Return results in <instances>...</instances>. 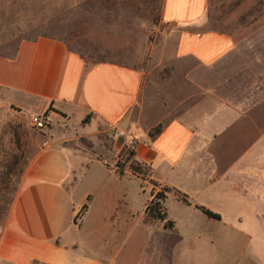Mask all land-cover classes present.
I'll return each instance as SVG.
<instances>
[{"label":"crops","instance_id":"crops-1","mask_svg":"<svg viewBox=\"0 0 264 264\" xmlns=\"http://www.w3.org/2000/svg\"><path fill=\"white\" fill-rule=\"evenodd\" d=\"M207 8L208 0H163L162 21L175 29V57L193 63L187 72L206 94L170 118L154 140L147 132L155 123L144 126L141 118V69L89 66L45 37L23 40L11 57H0V117L29 118L52 108L49 139L25 167L0 223V264H132L129 256L119 260L122 251L137 248L141 255L153 245L179 252V264H199L193 255L200 249L223 250L213 264H264V28L240 39L200 29ZM120 131L123 137L115 135ZM99 133L112 141L107 152L97 150ZM83 139L91 148L79 146ZM130 142L135 159L152 168L149 179L116 166ZM132 180L149 193L139 210ZM148 180L190 200L167 194L171 228L145 213L153 192ZM169 201L179 215L168 214ZM152 231L173 239L153 241Z\"/></svg>","mask_w":264,"mask_h":264},{"label":"rangeland","instance_id":"rangeland-1","mask_svg":"<svg viewBox=\"0 0 264 264\" xmlns=\"http://www.w3.org/2000/svg\"><path fill=\"white\" fill-rule=\"evenodd\" d=\"M162 3L163 0H0V57H11L23 40L46 35L62 40L89 65L114 62L141 69L145 75L142 123L165 125L170 118L194 107L206 91L192 83L187 68L193 63L175 57V29L162 21ZM261 28L264 0H208L207 16L200 29H214L240 39ZM48 129L49 126L45 130L33 128L29 118L17 112L0 117V223L8 212L7 202L17 186V174L43 148L49 139ZM98 139L97 150L107 152L112 145L108 133H99ZM83 140L79 146L91 148ZM130 144L135 146L134 142ZM96 157L105 161L102 156ZM145 186H152L153 192L160 190L149 180ZM130 195L134 208L139 210L149 193L141 194L139 182L132 180ZM176 205L168 202L171 217L179 215ZM157 237L173 239L152 231V240L157 241ZM138 253L137 248L130 255L123 256L122 251L119 260L129 256L132 264H179V252L172 255L158 246ZM222 255L221 249H200L193 258H198L199 264H213L212 259Z\"/></svg>","mask_w":264,"mask_h":264},{"label":"trees","instance_id":"trees-1","mask_svg":"<svg viewBox=\"0 0 264 264\" xmlns=\"http://www.w3.org/2000/svg\"><path fill=\"white\" fill-rule=\"evenodd\" d=\"M41 37H45V38H52V39H57L51 36H46L43 35ZM59 40V39H57ZM61 42H63L62 40H59ZM64 43V42H63ZM65 44V43H64ZM66 47L68 48L67 44H65ZM69 49V48H68ZM70 50V49H69ZM82 57V56H81ZM83 58V57H82ZM83 60L85 61V63L87 65H89L86 60L83 58ZM102 62H97L94 63L92 65L95 64H99ZM90 66V65H89ZM52 110L51 107H49L47 109V111L45 113H43V117L47 119L48 122V126L50 125V121L48 119V113ZM88 123V118H85L83 120V124H87ZM164 125L163 124H158L157 126L153 127L152 129H150L147 132V136L150 140H154L162 131ZM135 146L131 145L130 143L125 144V146L123 147L120 155H119V160L116 163V166L123 169V168H128L133 174L137 175L140 178H149L152 174V168L143 163V162H139L138 160L135 159ZM29 163V161H27L23 168L20 170V172L17 174V186L20 180V177L25 169V167L27 166V164ZM151 183L153 184V186H157L159 187V191L156 192L155 194H153L152 192V199L149 201V203L146 205L145 208V213L147 215L148 218L153 219V220H157V221H161L164 222V227L165 228H171L172 227V223L169 221H166V213H165V208H164V201L167 197V194L172 193L177 199L181 200L184 203L189 204L190 200L187 197V195L181 193L180 191L174 189V188H170L168 186H162L161 184H159L158 182L151 180ZM17 186H15V188L12 189L11 191V196L10 199L8 200V206H10L14 195L16 193L17 190ZM205 215H207L208 217L211 218H215L218 219L219 216L214 214L213 212H211L210 210L201 207V206H197ZM87 209V204H84L77 216V218H79Z\"/></svg>","mask_w":264,"mask_h":264},{"label":"built area","instance_id":"built-area-1","mask_svg":"<svg viewBox=\"0 0 264 264\" xmlns=\"http://www.w3.org/2000/svg\"><path fill=\"white\" fill-rule=\"evenodd\" d=\"M29 122L31 126L37 130H45L48 127L47 119L43 117L42 114H35L29 117ZM117 137H123V132H115ZM132 143V142H130Z\"/></svg>","mask_w":264,"mask_h":264}]
</instances>
